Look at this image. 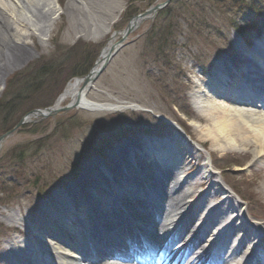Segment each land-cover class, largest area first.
Segmentation results:
<instances>
[{
    "label": "rangeland",
    "instance_id": "obj_1",
    "mask_svg": "<svg viewBox=\"0 0 264 264\" xmlns=\"http://www.w3.org/2000/svg\"><path fill=\"white\" fill-rule=\"evenodd\" d=\"M166 1L52 0L58 4L46 24L49 29L45 36L25 40L28 47L34 48L32 57L22 59L19 69L8 74L0 85V136L17 129L0 151V243L8 230L17 226L8 223L6 215L16 219L31 217L38 211L39 202L65 191L69 183L81 178V171L93 157L107 155L109 147L114 151V146L128 134L136 138L142 129L156 135L164 131L167 124L154 116L183 126L194 140L203 138L204 123L191 97L193 86L201 79L199 72L231 57L235 45L242 49L243 37H254L251 28L260 19H256L254 11L261 12L264 18V0H252L254 8L251 4L240 10L238 0H171L154 16L131 27L93 81L88 99L117 107L71 109L65 101L52 116L16 127L25 113L54 106L43 90L58 84L72 65L81 76L90 71L98 57H88L91 53L85 46L102 44L104 48L103 42L113 35V25L126 8L119 28ZM70 3L72 16L67 18ZM233 22L241 30L240 36L230 28ZM107 42L114 44L117 37ZM62 64L68 66L66 71L55 75ZM55 79L59 80L53 83ZM202 144L211 149L214 164L225 173V180L237 191H250L264 207V193L254 182L257 170L263 168L262 164L258 167L252 163L251 152H220L207 139ZM250 163L252 170L246 168ZM260 212L264 215V209Z\"/></svg>",
    "mask_w": 264,
    "mask_h": 264
},
{
    "label": "bare ground",
    "instance_id": "obj_2",
    "mask_svg": "<svg viewBox=\"0 0 264 264\" xmlns=\"http://www.w3.org/2000/svg\"><path fill=\"white\" fill-rule=\"evenodd\" d=\"M71 3L67 6L66 9V17L69 18L72 16L71 12ZM56 5L52 2V0H0V85H3L7 75L11 72L18 70L19 65L22 59H30L32 57L31 50L34 48L28 47L25 40L29 38L44 37V32L46 29H49V26L46 25L48 21H50L51 15H55ZM7 12L8 14H5ZM92 20V19H91ZM94 23V21H92ZM139 22V19H135L132 22V26H136ZM97 32V30H94ZM261 49L254 48L253 52L255 54H259ZM106 50L102 53L101 57L98 58L95 67L93 68L94 72L100 71L104 69L103 63L106 59ZM235 59H234V67L236 69H240V67H245L248 65L244 59V54L241 53L240 49L235 50ZM228 76H232V73H228ZM94 76V75H93ZM260 74L256 69L248 77V83L251 86L255 87V89L262 88ZM93 79L91 77L86 80H75L72 83H69L67 88L64 90L63 94L58 98L54 108L61 107L64 101H68L72 107L78 109H86V110H101V109H111L114 108L113 105L108 104H97L88 99L89 90L92 89ZM263 84V83H262ZM196 86V90L191 93L195 102H199V107L197 108V113L201 116V120L204 123V128L202 129V139L199 138L198 141L201 143H205L207 139L210 141L211 146L214 150H218L220 152L231 151V150H239L240 152H251L255 163H260L264 161V109L261 106L260 110L250 109V102L253 98L259 100V93L255 92V95L249 96L247 99H240L234 97H226V99H219L215 97V89L214 88V80L202 81ZM259 86V87H258ZM91 88V89H90ZM210 88L212 89L210 91ZM218 92V91H216ZM117 107V106H115ZM211 148V147H210ZM211 150V149H210ZM123 152V150H122ZM254 156V157H253ZM114 157L113 154H110L107 158L112 159ZM252 159V160H253ZM149 162H151V157H148ZM98 162V161H96ZM134 160H132V163ZM195 167V164H193ZM263 168V167H261ZM260 168V169H261ZM95 163L90 162L88 166H86V171L81 174V181L73 183H69L66 190H82V187H87L90 185L85 178L89 177V175H95L91 172H95ZM150 171L153 170L151 167L148 168ZM254 171V170H253ZM257 184L256 187L260 189L262 193H264V169L263 171L257 170L256 172ZM204 178V177H201ZM143 184L145 187H151V185L147 182L146 176L142 175ZM208 178L205 177L203 180L201 179L200 183H189L191 188H195L197 185L208 186V182L206 181ZM164 182V181H163ZM108 184V183H107ZM120 184V182H118ZM170 182L167 185V193H172V198L169 195H166V200L169 207V219L165 220L161 225L153 224V229L166 232H172L173 235L177 236L173 238V241H178L180 239H185L190 236L191 230L184 229V231H180L182 226H179V222L182 221L183 225H187L189 223L190 218L193 214V209L191 208V203L193 200L189 201L188 204L185 203L186 198L194 197V191H183L178 183ZM260 184V185H259ZM97 188L100 187V190L104 189L105 194L109 192V190H114L112 186L109 188L106 184H101V182L97 183ZM99 185V186H98ZM102 185V186H101ZM121 186H123V182H121ZM90 187L95 190L96 186L90 185ZM102 188V189H101ZM99 190V191H100ZM221 191L220 188H218ZM61 192L58 193L56 198L60 196ZM147 194L144 193V196ZM55 197L49 199L44 203V206H55L56 199ZM199 201V196H196ZM89 200H91L89 198ZM130 200V199H129ZM129 200H125L121 198L118 202L119 206H124V204L128 205L130 210L134 213L131 215L132 218H139L142 216V207L137 204H132ZM227 200V198H226ZM92 201V200H91ZM89 201V207L93 210L92 202ZM110 202V201H108ZM82 203V200H78L75 202L67 201L68 207L74 209V204ZM216 202H214V205ZM222 203H219L221 205ZM98 205H95V209L98 208ZM43 209H45L43 207ZM47 209V208H46ZM42 212V211H41ZM62 212V209L59 211ZM64 214V213H63ZM80 215H85V213L80 212ZM37 215L45 220V223L36 224L35 226L30 223V227L26 225L24 219L19 218L16 219L14 215L9 214L5 216V219L11 225H17L12 227L16 230V232L22 236V240L20 242L15 241L9 246H3L0 249V264H11V263H19V264H33L31 257L37 256V253L42 249L43 242L39 239H34L35 237H42L46 235L48 238H51L55 244L52 246L55 250L54 254L52 253V262L54 264H76L71 261H66L63 253L60 251L62 249H73L75 246L73 241H75L76 233L75 226L70 220V215H63L62 217H58V213L56 211H49L48 215H42L41 213H37ZM121 213L115 214L114 218L116 220L115 226L120 230V234H124L126 241L129 247L134 244L131 239L135 237V231L130 233L125 231L127 228V222L124 218H122ZM75 217V216H74ZM16 219V221H15ZM102 223H98L90 227V233L92 232H102V227L104 220L99 218ZM241 219V218H239ZM68 227L71 230L70 234L68 233V238H72V241L64 238L63 228ZM88 231V228H84ZM146 230V229H145ZM92 231V232H91ZM111 231V230H110ZM147 231V230H146ZM68 232V231H67ZM116 234H119V231H115ZM203 232V231H201ZM102 237L105 236V233H102ZM115 234V233H114ZM149 235L150 232L147 231ZM150 236V235H149ZM80 236H78L79 238ZM110 237H108L109 239ZM106 247L100 244L101 249H108V253L113 248H116L117 243L111 244L107 238H102ZM159 239V235L153 236L152 240L157 241ZM30 240V242H28ZM100 241V240H97ZM126 243H123L124 245ZM170 242L163 244L164 249L170 250ZM195 244L199 247L202 246V241H200V237L193 241L191 246L192 254L194 255ZM78 248H82V250L93 251L95 258H100L102 255L100 253H94V247L96 246V242L93 247H89V245H85L82 243H77ZM175 248V247H172ZM141 251H146L147 248L139 247ZM83 252V251H82ZM25 254V257L21 256V254ZM122 251H120V254ZM246 254L250 255L252 259L258 258L255 250H249ZM174 252L172 253V258ZM127 259L131 260V262L142 261L147 264L148 258L145 256H135L133 252L129 255H125ZM174 258V257H173ZM88 259V257L86 258ZM137 263V262H136ZM141 264V263H140Z\"/></svg>",
    "mask_w": 264,
    "mask_h": 264
},
{
    "label": "water",
    "instance_id": "obj_3",
    "mask_svg": "<svg viewBox=\"0 0 264 264\" xmlns=\"http://www.w3.org/2000/svg\"><path fill=\"white\" fill-rule=\"evenodd\" d=\"M169 1H170V0H168L165 4H167ZM165 4L159 5V6L155 7V8H153V9L146 10L144 13H142V14L139 15V16H137L135 19H139V20L141 21V20L147 18V16H149V15H151V14H155V13H156L158 10H160ZM135 19H134V20H135ZM131 24H132V22L130 23V25H127L125 33H129V32L131 31V27H132ZM108 57H109V55L106 57V59H105V61H104V63H103V66H105L106 61L108 60ZM100 72H101V70H100V71H97V72H93V71H91V72L89 73V75L87 76V78L91 77V79H93V81H94V80L96 79V75H98ZM93 75H94V76H93Z\"/></svg>",
    "mask_w": 264,
    "mask_h": 264
},
{
    "label": "trees",
    "instance_id": "obj_4",
    "mask_svg": "<svg viewBox=\"0 0 264 264\" xmlns=\"http://www.w3.org/2000/svg\"><path fill=\"white\" fill-rule=\"evenodd\" d=\"M162 45H163V44H162ZM75 74H76V75H79V72H76ZM36 129H37V127H36Z\"/></svg>",
    "mask_w": 264,
    "mask_h": 264
}]
</instances>
